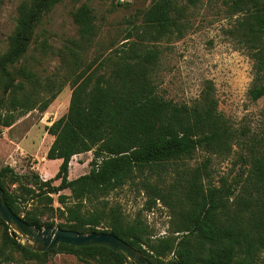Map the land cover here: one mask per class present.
<instances>
[{
    "label": "trees",
    "instance_id": "1",
    "mask_svg": "<svg viewBox=\"0 0 264 264\" xmlns=\"http://www.w3.org/2000/svg\"><path fill=\"white\" fill-rule=\"evenodd\" d=\"M62 1L22 0L7 49L0 53L4 127L34 109L46 111L66 83L72 84L68 112L46 126L54 136L46 157L62 160L58 172L44 179L9 164L0 169L11 209L41 228L112 232L154 264H264V135L236 126L219 110L212 80H205L191 104L166 98L155 80L162 52L158 43L185 36L192 25L189 7L199 0H150L139 11L140 23L130 22L125 41L88 62L84 56L98 43L101 30L94 8L83 3L72 13L78 38L58 52L64 72L43 80L28 54L44 16ZM223 11L229 19L225 35L252 60L249 95L258 100L264 96V0H224ZM36 49L53 52L47 38ZM32 59L40 63L39 57ZM235 146L240 147L241 173L221 176L219 184L207 162L187 163L199 150L228 156ZM90 151L89 172L70 179L72 158ZM130 183L144 190L145 210L168 208L165 234L155 236L141 216L128 220L120 204H110L108 196ZM67 189L70 194L64 193ZM54 215L61 222L50 218ZM0 224L5 246L41 264L53 252L74 254L89 264H126L101 245L61 243L37 252L1 216Z\"/></svg>",
    "mask_w": 264,
    "mask_h": 264
},
{
    "label": "rangeland",
    "instance_id": "2",
    "mask_svg": "<svg viewBox=\"0 0 264 264\" xmlns=\"http://www.w3.org/2000/svg\"><path fill=\"white\" fill-rule=\"evenodd\" d=\"M21 1L0 0V53L7 49L8 36L15 27L17 7ZM183 2L186 3L187 0ZM83 3H89L94 8L101 30L98 43L84 56L85 62H88L99 54L107 55L123 43L130 31V22L140 23L137 19L139 11L148 7L150 0H63L58 3L38 26V42L32 44L28 54L30 63L36 66L43 80L64 72L65 64L58 52L65 48L70 39L78 38L72 13ZM223 10L224 0H199L195 6L189 7L192 25L185 36L172 37L158 43L157 46L162 51L155 79L158 91L168 99L191 104L199 97L205 80L210 79L215 85L219 110L236 126H247L251 133L261 136L264 135V96L252 100L249 95L253 80L252 60L225 35L223 28L229 19ZM45 38L53 48V52L48 54H42L36 49V45ZM112 43L115 44L114 47H111ZM34 56L40 58L39 64L32 59ZM71 93L72 84L67 82L46 111L34 109L20 116L11 127L0 124V169L9 164L19 173L39 172L44 179L58 172L61 159L46 157L54 140L46 126L68 112ZM0 113H5V110L0 108ZM234 151L228 156H219L199 150L187 163L190 167H195L207 162L213 182L219 184L221 176L231 179L241 173L242 161L238 154L240 147L235 146ZM92 158V151L73 157L71 177L75 178L78 171V174L89 172ZM59 182L57 180L55 184ZM64 193L70 194V190H64ZM146 199L144 190L135 183L127 184L108 196L110 204L121 205L128 220L141 216L149 223L155 236L165 234L170 224L168 208L159 205L149 212L144 209ZM54 205L60 206V203L55 200ZM50 218L56 224L61 222L56 215ZM103 228L104 224L100 226V229ZM3 234L4 228L0 224V264H41L40 261L26 259L10 246H5ZM43 264L89 263L74 254L53 252Z\"/></svg>",
    "mask_w": 264,
    "mask_h": 264
},
{
    "label": "water",
    "instance_id": "3",
    "mask_svg": "<svg viewBox=\"0 0 264 264\" xmlns=\"http://www.w3.org/2000/svg\"><path fill=\"white\" fill-rule=\"evenodd\" d=\"M0 216L20 236L19 240L29 249L37 252L49 251L61 243L76 246L101 245L119 253L126 264H154L144 253L112 232L63 229L60 226L41 228L25 221L9 206L0 185ZM24 239L26 242H23ZM179 264V263H174Z\"/></svg>",
    "mask_w": 264,
    "mask_h": 264
},
{
    "label": "crops",
    "instance_id": "4",
    "mask_svg": "<svg viewBox=\"0 0 264 264\" xmlns=\"http://www.w3.org/2000/svg\"><path fill=\"white\" fill-rule=\"evenodd\" d=\"M83 153H81V154H78V155H75L74 157H79V156H81ZM61 162H62V160H61ZM73 160H71V166H70V172H69V177H70V179H73L72 177H71V172H72V164H73ZM82 170H84V168L82 169ZM80 171H78L77 172V174H75V178L76 177H78V175L80 176V174H78ZM82 173H84V171H81ZM73 173V172H72ZM48 177H51V176H48Z\"/></svg>",
    "mask_w": 264,
    "mask_h": 264
},
{
    "label": "built area",
    "instance_id": "5",
    "mask_svg": "<svg viewBox=\"0 0 264 264\" xmlns=\"http://www.w3.org/2000/svg\"><path fill=\"white\" fill-rule=\"evenodd\" d=\"M123 1V0H122Z\"/></svg>",
    "mask_w": 264,
    "mask_h": 264
}]
</instances>
